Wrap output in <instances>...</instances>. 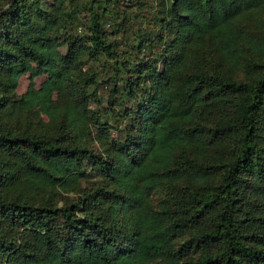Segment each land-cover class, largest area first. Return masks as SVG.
<instances>
[{"label": "trees", "instance_id": "trees-1", "mask_svg": "<svg viewBox=\"0 0 264 264\" xmlns=\"http://www.w3.org/2000/svg\"><path fill=\"white\" fill-rule=\"evenodd\" d=\"M155 3L0 0V264H264V0Z\"/></svg>", "mask_w": 264, "mask_h": 264}, {"label": "rangeland", "instance_id": "rangeland-1", "mask_svg": "<svg viewBox=\"0 0 264 264\" xmlns=\"http://www.w3.org/2000/svg\"><path fill=\"white\" fill-rule=\"evenodd\" d=\"M143 2L149 4L147 7H145L144 9L141 10H137V8H135L137 10V21L139 20H151L154 18V16L156 15L154 12V5L155 0H142ZM151 5H153V9L151 8ZM136 21V22H137ZM122 38V37H121ZM118 42H124L123 39L121 41ZM122 52L126 50L125 47L121 48ZM132 56H135V52L132 53ZM96 69L99 72V76L102 80H106L109 76V73L107 72V70L103 67V62H100L98 64H96ZM43 79L42 78H38L34 80V83H32L30 80H28V76L25 75L23 77H21V79L19 80V85L18 88L16 89V93L17 95H21L25 92H27L29 89H31L32 87L38 88L39 85L42 83ZM34 85V86H33ZM107 84L106 83H102L101 85V89H100V94H101V99H102V105L100 106V108H98L97 106L93 105V110H100L101 109V114H97L99 118H101L103 121L107 120L109 118L108 113L106 112V106H105V100H107V93L108 92V88H107ZM129 122V120H128ZM114 126H118L119 128L120 125H123V121L119 123L118 118L116 119L115 123H113ZM94 150H98V146L95 147ZM93 182H97V179L94 178H89V182L84 181V186H90L91 184H93ZM66 196H73L72 193H68Z\"/></svg>", "mask_w": 264, "mask_h": 264}]
</instances>
